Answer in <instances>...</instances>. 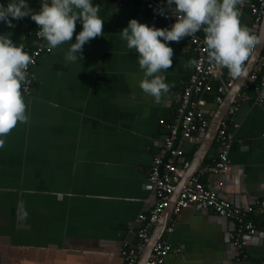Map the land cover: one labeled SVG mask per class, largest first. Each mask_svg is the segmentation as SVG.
Here are the masks:
<instances>
[{
  "label": "crops",
  "instance_id": "0c3cea01",
  "mask_svg": "<svg viewBox=\"0 0 264 264\" xmlns=\"http://www.w3.org/2000/svg\"><path fill=\"white\" fill-rule=\"evenodd\" d=\"M26 2L39 10L40 0ZM8 3L0 0L4 6ZM93 3L100 6L104 35L87 42L76 62L65 61L69 43L41 55L33 68L30 92H22L28 122H18L0 137L4 139L0 147V264H123L119 248L123 242H138L136 215L151 207L147 174L161 149L166 125L177 118L181 91L193 72L184 64L194 54L187 37L169 42L173 64L164 75L173 86L155 103L139 87L138 53L127 48L120 31L132 18L161 28L172 24L151 20L150 10L137 0ZM241 12V24L250 28L252 14L246 2ZM12 24L0 21V35L7 34L26 50L32 45L36 23L24 17L12 19ZM81 30L77 21L72 43ZM201 37L204 40V33ZM228 73L222 67L211 79L213 95ZM212 92L194 96L201 115L209 120L219 104ZM207 95L212 99L207 100ZM233 122L237 126L228 127L231 171L205 172L200 179L204 183L224 180L225 195L237 204L252 205L247 217L263 228L264 100L259 104L242 101ZM205 132L199 141L181 140L189 162ZM216 158L214 140L196 171ZM181 182L175 188L185 185ZM234 226L232 219L210 209L202 211L196 205L182 209L173 230L164 228L159 238L173 247L161 264H262L264 237L245 244V255L236 258L225 236ZM143 256L141 252L137 264Z\"/></svg>",
  "mask_w": 264,
  "mask_h": 264
},
{
  "label": "clouds",
  "instance_id": "9594fccd",
  "mask_svg": "<svg viewBox=\"0 0 264 264\" xmlns=\"http://www.w3.org/2000/svg\"><path fill=\"white\" fill-rule=\"evenodd\" d=\"M245 0H167L175 22L171 27H155L132 18L120 31L129 50L138 53L142 70L139 87L146 95L160 103L173 85L166 82L164 72L172 67L174 50L169 42L179 43L185 37L204 33L207 60L210 64L227 68L233 78L243 74L245 63L261 37L242 25L241 9ZM239 6V7H238ZM99 4L93 0H40V8L34 11L26 0H9L7 6L0 4V21L10 27L12 19L30 17L38 26L37 36L46 40L50 48L69 43L65 61L76 62L82 58L83 46L104 35V19L98 15ZM164 14V9H157ZM11 17L12 19H9ZM82 30L75 36L76 22ZM34 60L23 48L14 43L7 34L0 35V137L7 136L19 123H27V104L22 86L30 83L28 68ZM198 66L196 59L184 64L186 69ZM27 89L24 88V91ZM4 139H0V147Z\"/></svg>",
  "mask_w": 264,
  "mask_h": 264
},
{
  "label": "built area",
  "instance_id": "2783aa9c",
  "mask_svg": "<svg viewBox=\"0 0 264 264\" xmlns=\"http://www.w3.org/2000/svg\"><path fill=\"white\" fill-rule=\"evenodd\" d=\"M116 1L120 2L121 0ZM137 1L150 10L151 20H166L171 24L175 22L171 10L166 6L167 0ZM245 2L248 4L252 14L250 29L259 36L264 12V0H245ZM160 8L164 9V14H160L157 11ZM38 31L39 29L36 25L32 45L25 50L32 56L34 63L29 65L28 79L30 83L22 86L23 93L30 92L32 88L34 81L33 68L39 57L51 50L46 40L37 36ZM187 38L198 66L193 67L188 83L183 86L177 118L175 122L166 125V133L162 139L161 149L152 158L147 174V182L150 186L153 200L147 213L139 212L136 215L138 224L135 232L138 242L135 245H128L123 242L119 248L118 252L124 259L123 264H137L139 255L145 249L153 228L159 221L164 209L169 205L175 184L180 181L185 170L189 167L190 162L184 157L183 149L180 146L181 140L194 139L199 141L209 124V119L201 115V111L198 108V100L194 96H201L203 93L212 90L211 79L220 72L222 67L214 66L208 62L206 45L198 33L193 37ZM263 65L264 45L256 63L244 80L241 91L231 101L217 128L214 138L217 152L216 160L212 164L207 163L201 166L179 190L172 206L169 222L165 227L166 231H172L178 222V215L181 210L189 206L196 205L202 211L210 209L217 216L234 221L235 226L227 230L225 236L233 247L236 258H240L241 254L245 255L243 253L245 244L264 237V227H257L253 220L247 217V214L253 209L252 205L237 204L225 195L221 189L225 184L224 180L204 183L201 181L200 175L205 172L226 174L231 171L232 163L228 157L231 134L228 131V127L230 125L237 126L233 122V117L242 101L250 100L254 104L263 102L264 76H259ZM236 78H233L228 73L225 80L218 84L217 93L213 100L215 103L218 104L223 100L225 91L234 84ZM24 88L27 90L24 91ZM172 248L166 240L158 239L152 245L150 253L142 264H161L164 256ZM175 250L179 251V248H175Z\"/></svg>",
  "mask_w": 264,
  "mask_h": 264
},
{
  "label": "water",
  "instance_id": "95a60500",
  "mask_svg": "<svg viewBox=\"0 0 264 264\" xmlns=\"http://www.w3.org/2000/svg\"><path fill=\"white\" fill-rule=\"evenodd\" d=\"M259 36L261 37V42L256 45V48L253 54L249 58L244 68L243 74L236 78L233 88H231L229 91L230 93H228L227 96L223 98L222 102L218 104L216 112L213 114V116L209 120V124L203 136V139L201 140L195 154L193 155V158L190 161L189 167L185 170L183 177L180 179V182L181 180H184V184H185V182L189 179V177L196 171L197 167H199L201 163L203 162L204 155L206 154V152L208 151V149L210 148L211 144L214 141L217 128L223 118V115L225 114L226 109L230 105L234 96L237 95L241 91L244 80L248 76L251 68L253 67L257 58L261 54V51L264 45V12L262 16ZM181 183H179L178 186H176V188L174 187L173 193L170 198L169 205L164 209L159 221L153 228L150 239L145 249L143 250L144 256L140 259V264H142L146 260L147 258L146 256L150 253L152 245L161 237V234L168 223V219L171 216L172 206L174 204L176 196L179 190H181L182 188Z\"/></svg>",
  "mask_w": 264,
  "mask_h": 264
},
{
  "label": "trees",
  "instance_id": "16d2710c",
  "mask_svg": "<svg viewBox=\"0 0 264 264\" xmlns=\"http://www.w3.org/2000/svg\"><path fill=\"white\" fill-rule=\"evenodd\" d=\"M251 18H252V16H251ZM201 33H203V31L201 30L200 32H198V34L201 36ZM264 71V65L261 67V71H260V73H262ZM210 92H212V91H210ZM213 92H215L214 90H213ZM213 92H212V95H213ZM215 95H213V97H214ZM206 99V98H205ZM212 99V97H210V95H207V100H211Z\"/></svg>",
  "mask_w": 264,
  "mask_h": 264
}]
</instances>
